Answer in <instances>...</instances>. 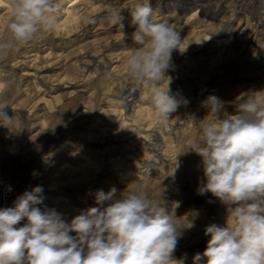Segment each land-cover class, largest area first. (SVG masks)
I'll return each mask as SVG.
<instances>
[{
    "label": "rangeland",
    "instance_id": "1",
    "mask_svg": "<svg viewBox=\"0 0 264 264\" xmlns=\"http://www.w3.org/2000/svg\"><path fill=\"white\" fill-rule=\"evenodd\" d=\"M209 1L210 9L180 13L154 0H54L56 29L0 57V103L12 117L9 127L0 125V187L11 188L0 208L14 207L18 196L39 185L45 198L38 207L70 223L98 206V190L115 187L119 197L138 183L181 226L174 258L186 254L184 264H193L210 239L206 226H223L228 215L211 193L198 194L202 158L189 149L202 141L204 102L218 97L222 119L264 89V3L223 0L222 13L211 18L220 0ZM147 3L182 40L166 72L170 83L159 82L180 102L163 123L154 87L134 81L126 66L141 47L132 39L131 12ZM109 15H121L124 29L107 21ZM10 19L8 0H0V34Z\"/></svg>",
    "mask_w": 264,
    "mask_h": 264
},
{
    "label": "clouds",
    "instance_id": "2",
    "mask_svg": "<svg viewBox=\"0 0 264 264\" xmlns=\"http://www.w3.org/2000/svg\"><path fill=\"white\" fill-rule=\"evenodd\" d=\"M11 19L0 34V57L41 32H53L58 11L54 0H8ZM123 30L121 15L105 17ZM95 24L92 17H85ZM132 39L141 45L127 57L134 81L153 86V104L160 122L180 106L159 82L166 78L172 53L182 40L176 27L158 22L147 4L131 12ZM208 115L201 122L202 141L194 148L202 158L204 183L198 194L211 193L231 216L223 226H206L210 236L193 264H264V89L237 105V114L219 118L223 102L210 96ZM6 103H0V125L11 122ZM215 120L205 122L208 116ZM177 164L175 165V168ZM175 170V169H174ZM96 192L97 207L66 222L55 210H43L42 186L25 191L14 207L0 208V264H184L175 259L181 226L163 207L154 206L142 185ZM25 221L22 226L21 222ZM188 224L187 227H192ZM72 233H75L73 235Z\"/></svg>",
    "mask_w": 264,
    "mask_h": 264
},
{
    "label": "bare ground",
    "instance_id": "3",
    "mask_svg": "<svg viewBox=\"0 0 264 264\" xmlns=\"http://www.w3.org/2000/svg\"><path fill=\"white\" fill-rule=\"evenodd\" d=\"M154 1L155 2L157 1L158 4H160L162 6L164 5V10L166 9V11L173 10V11H177L180 13L188 12L191 9H202V11H205V10L210 9L212 7L209 3L206 4L207 2H210L209 0H154ZM221 1H223V0H220L219 3L217 2L214 11L211 12V15H210L211 18L219 16L222 13V10H221V3L222 2ZM245 1H246L245 3H247L249 6L254 4L255 2L257 3V0H245ZM263 1L264 0H258V4L263 6V3H264ZM243 5H244V3H243ZM253 10L255 11V9H253ZM21 179H22V177H21ZM18 180H20V179H18ZM21 183L24 184V181H22ZM0 206H2V205H0Z\"/></svg>",
    "mask_w": 264,
    "mask_h": 264
},
{
    "label": "built area",
    "instance_id": "4",
    "mask_svg": "<svg viewBox=\"0 0 264 264\" xmlns=\"http://www.w3.org/2000/svg\"><path fill=\"white\" fill-rule=\"evenodd\" d=\"M10 193H11V188L8 185H4L3 187H1V189H0V205L6 202Z\"/></svg>",
    "mask_w": 264,
    "mask_h": 264
}]
</instances>
